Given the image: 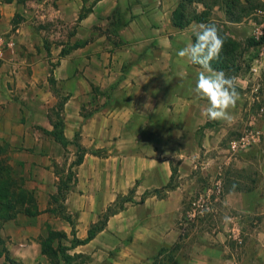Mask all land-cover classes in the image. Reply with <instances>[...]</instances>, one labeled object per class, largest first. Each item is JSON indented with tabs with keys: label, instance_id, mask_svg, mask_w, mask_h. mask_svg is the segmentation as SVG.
Listing matches in <instances>:
<instances>
[{
	"label": "crops",
	"instance_id": "0c3cea01",
	"mask_svg": "<svg viewBox=\"0 0 264 264\" xmlns=\"http://www.w3.org/2000/svg\"><path fill=\"white\" fill-rule=\"evenodd\" d=\"M179 2L0 0V155L10 175L5 192L22 194L1 221L0 236L15 261L38 262L50 228L72 237L70 223L54 211L50 197L57 192L56 169L64 168L65 152L75 157L76 142L86 152L63 202L76 238L85 239L108 206L132 190L131 200L102 229L68 250L84 258L81 264H152L162 246L179 240L189 189L171 180L174 160L178 178L190 180L202 148L219 144L247 108L238 100L229 110L231 123L211 121L207 101L190 92L201 68L177 52L193 43L202 22L174 25ZM195 5L198 12L204 9ZM214 10L219 16L210 14V20L233 26L241 21L228 19L221 0ZM27 92L39 97V109L16 99ZM59 95L65 97L59 115L66 149L45 132L53 129ZM149 97L151 107L145 108ZM257 126L262 138L246 162L257 155L258 183L225 193V228L208 237L214 243L202 236L187 252L181 244L175 264H264V117ZM232 213L245 227L240 251L225 245Z\"/></svg>",
	"mask_w": 264,
	"mask_h": 264
},
{
	"label": "rangeland",
	"instance_id": "374dc122",
	"mask_svg": "<svg viewBox=\"0 0 264 264\" xmlns=\"http://www.w3.org/2000/svg\"><path fill=\"white\" fill-rule=\"evenodd\" d=\"M221 1L224 2V0ZM243 5L244 9L242 10L239 7L232 9L234 14L242 15L239 24L233 26L232 24H222L220 21L216 23L220 26L223 25L224 31H231L233 34H229L228 31L225 32L229 36L232 35V38L240 44L238 48L240 54L237 56V63L241 66V70L236 76V82L238 84L244 83L245 85L244 89L237 85V91L239 92L240 102L244 103L247 108L242 122L226 133L219 144L212 146V148H202L198 158L195 160L196 167L192 170L190 180L184 181L183 178H178V174L174 178L173 182L175 183L180 181H183L184 184L188 183L189 189L185 195L186 203L182 206V212L179 217L181 221L180 227L185 234L181 241L183 252H187L194 242H199L202 236L201 241L207 240L210 243H214L208 237L214 234L215 231H222L225 228L226 218L229 213L222 204L223 197H219V189L224 176L228 177V181L225 182L227 187L231 186L230 181L233 182L234 180H238L244 187H251L257 184L260 179L256 160L257 155L254 156L255 159H251L253 161L248 163L246 161L250 154L255 153V150L258 149L262 138L257 121L264 117V68L263 65H259L258 73L253 74L250 71V67L253 63L264 59V44L263 42L260 43L261 36L263 35L264 37V0H248L247 3L243 2ZM214 11V13L210 12V14L218 18L219 12L217 10ZM224 17L227 19L226 15ZM248 38H252L256 44L248 46L246 44ZM239 78L244 79L245 82ZM62 97L63 95L58 96L56 105L61 101ZM16 99H19L22 105L37 107L36 109H39L38 105L41 104V100L33 92H27L22 97L18 95ZM34 128L36 129V127ZM250 130L257 132V139L249 148L236 149L231 146L232 140L238 139ZM64 156V162L67 163L70 157L69 151L65 152ZM73 156L70 157L71 160L75 159ZM3 157V154H1L0 166H4L7 163ZM64 162L63 167L66 171ZM173 163L174 167L177 168L178 160H174ZM194 215H197V218L194 219ZM231 215H238V213H232ZM239 228L240 243L231 237H227L225 240V245L233 251H240V247H243L245 227L242 223V218L239 220ZM47 236L48 233L46 234ZM204 237L205 240H203ZM53 241L52 247H56V239ZM70 241L71 237L68 235L66 238L60 239L64 248L70 247ZM241 249L244 251V248ZM66 252L70 255L76 254H71L68 250ZM165 258L166 256H163L160 259L164 260ZM83 260V257L77 258L71 261L70 264H81ZM57 261L62 263V258L59 255L53 256L50 253V255L42 256L35 264H55ZM0 264H12L4 260V253L1 247ZM15 264L21 263L16 261Z\"/></svg>",
	"mask_w": 264,
	"mask_h": 264
},
{
	"label": "trees",
	"instance_id": "16d2710c",
	"mask_svg": "<svg viewBox=\"0 0 264 264\" xmlns=\"http://www.w3.org/2000/svg\"><path fill=\"white\" fill-rule=\"evenodd\" d=\"M218 0H180L177 7L173 11L172 16V22L174 25L178 27H184L187 24H189L192 20H197L202 23H208L210 20V9L212 5L216 4ZM245 3L248 2V0H244ZM197 3H200L203 6V10L198 12L196 10ZM225 5V13L230 21H239L242 18V15L240 14H234L233 8L239 7L240 10L244 9L243 2L240 0H224ZM83 16V13L79 15V18ZM215 22V21H214ZM216 23V22H215ZM217 24V23H216ZM218 25V24H217ZM220 27L221 35L225 36V43L223 47V51L221 54V57L219 61H213L211 64V67L213 70L216 71H223L227 76H238L239 71L241 70V66L239 63H237V56H239L238 48L240 44L235 41L232 37L226 34L224 29ZM263 35L261 36L260 43L263 42ZM195 42V36H193V43ZM246 44L248 46H252L256 44L252 38H248ZM195 65V64H193ZM197 67H200L199 65H195ZM50 83H53V79H49ZM65 100V97L61 98V101L57 104L58 111L56 112V119L53 123V129L51 131H45L48 134H51L55 140L60 142V144L66 149L68 141L63 135V121L62 117L59 115V110L63 105V102ZM76 140H77V134H76ZM77 150L75 153V159L71 161L68 168L65 169H56V173L58 174V181H57V192L55 195H52L50 197V201L54 202V211L60 214V216L68 221L71 225V231L70 234L71 237V245L70 247H63L62 243L60 242L61 238H66L67 235L63 231L48 230V236L45 237L44 240H42L41 243V251L43 254L47 255L50 253L53 256L59 255L62 258V263H59L58 261L55 264H70L71 261H74L75 259L79 258V254L70 255L66 251L69 250L71 247H74L78 244L85 243L88 241L92 236L95 234L96 231H99L103 228L105 221L107 220L108 216L111 214H114L116 211H118L120 208H122V202L131 200L129 197V194H131L132 190L129 191V194L125 197H118V200L114 205L108 206L105 212H103L98 221L95 222L90 226L88 229V235L85 239H78L75 237V225H74V219L73 217L66 211V208L64 206V200L66 198V194L70 190L71 186L76 181V174L74 167L82 161V158L84 156V153L86 152V149L82 147L78 142H76ZM67 151V150H66ZM94 153H98V151H94ZM5 166H0V227H1V221L11 216V210L14 209V206L17 204V202L22 198V194H15L12 193L11 195H8L5 192L6 187V181L10 179V175L6 174L5 172ZM66 174L64 175V173ZM176 168L172 167V174H171V180L174 179L176 175ZM4 174H6L8 177L5 178ZM64 175V177H63ZM228 177L222 178L221 181V188L219 189V197H223V195L230 190H248L251 187H244L240 184L238 180H234L233 182L230 181L231 186H225V182ZM143 198V195H142ZM183 205H185L186 200L183 199ZM51 203V202H50ZM197 218V215L194 216V219ZM179 226H181V221H178ZM181 228V227H180ZM185 236V234L182 232L180 234L179 240L175 242L172 246H162L159 250L157 255L155 256L152 264H175V258L178 253V251L181 248V239ZM56 239V247L53 246V240ZM0 247L2 248V252L4 253L5 261L10 262L12 264H15V260L9 255L6 247H5V241L0 236ZM166 256V258L161 260L160 258Z\"/></svg>",
	"mask_w": 264,
	"mask_h": 264
},
{
	"label": "clouds",
	"instance_id": "9594fccd",
	"mask_svg": "<svg viewBox=\"0 0 264 264\" xmlns=\"http://www.w3.org/2000/svg\"><path fill=\"white\" fill-rule=\"evenodd\" d=\"M220 27L214 22L201 23L194 30L195 42L189 43L183 49L178 50L180 58H187L192 64L199 65L201 71L197 74L194 88L196 97L207 101L205 115L211 121L232 122L230 109H234L239 100L236 77L227 76L223 71H213L211 64L219 61L225 36L221 35ZM149 101L145 103V108H150ZM165 155L170 153L165 152ZM228 219V218H226Z\"/></svg>",
	"mask_w": 264,
	"mask_h": 264
},
{
	"label": "built area",
	"instance_id": "2783aa9c",
	"mask_svg": "<svg viewBox=\"0 0 264 264\" xmlns=\"http://www.w3.org/2000/svg\"><path fill=\"white\" fill-rule=\"evenodd\" d=\"M264 44V41H263ZM263 65L264 68V59H261L255 63H253L250 67V71L253 74L258 73V66ZM257 132L255 130H250L238 139H234L231 141V146L233 148H241V149H247L250 147V145L256 141L257 139ZM195 216V215H194ZM229 237H231L233 240H236L238 243L241 242V236H240V228H239V217L238 215H232L229 219Z\"/></svg>",
	"mask_w": 264,
	"mask_h": 264
}]
</instances>
